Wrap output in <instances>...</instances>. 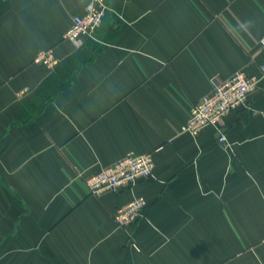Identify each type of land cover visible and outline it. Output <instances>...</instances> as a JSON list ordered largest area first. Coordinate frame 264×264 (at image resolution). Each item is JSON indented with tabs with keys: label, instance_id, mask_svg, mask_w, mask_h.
Returning a JSON list of instances; mask_svg holds the SVG:
<instances>
[{
	"label": "crops",
	"instance_id": "0c3cea01",
	"mask_svg": "<svg viewBox=\"0 0 264 264\" xmlns=\"http://www.w3.org/2000/svg\"><path fill=\"white\" fill-rule=\"evenodd\" d=\"M87 1L0 0V264H264V77L225 142L181 131L215 80L261 74L264 0H105L76 46ZM128 152L152 153L153 177L92 194Z\"/></svg>",
	"mask_w": 264,
	"mask_h": 264
},
{
	"label": "built area",
	"instance_id": "2783aa9c",
	"mask_svg": "<svg viewBox=\"0 0 264 264\" xmlns=\"http://www.w3.org/2000/svg\"><path fill=\"white\" fill-rule=\"evenodd\" d=\"M105 0H88L84 12L74 16L64 38L80 46L84 36L91 35L100 27L104 18ZM264 44V39L262 40ZM35 61L49 68L58 64L53 48L37 53ZM260 75H249L239 70L229 78L215 80L212 90L195 102L190 116L181 131L197 136L207 126H214L219 133V141L227 140L222 127L225 118L234 110L246 106L249 96L256 90L261 77H264V62L260 64ZM155 162L152 153L135 154L128 152L112 164L100 169L86 180L89 191L95 195L105 192H121L132 188L137 182L153 177ZM148 201L139 196L114 212L118 226L129 227L143 215Z\"/></svg>",
	"mask_w": 264,
	"mask_h": 264
}]
</instances>
